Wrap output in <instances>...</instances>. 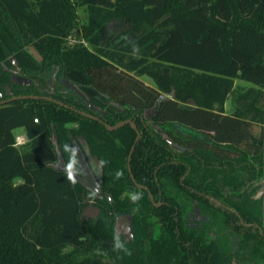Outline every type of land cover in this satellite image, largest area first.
<instances>
[{
  "label": "trees",
  "instance_id": "trees-1",
  "mask_svg": "<svg viewBox=\"0 0 264 264\" xmlns=\"http://www.w3.org/2000/svg\"><path fill=\"white\" fill-rule=\"evenodd\" d=\"M75 5L88 46L70 48ZM11 69L32 84H12ZM0 95L68 106H0V264H264V0H0ZM81 112L135 122L131 173L132 127ZM90 204L96 218L83 216ZM124 215L129 242L114 227Z\"/></svg>",
  "mask_w": 264,
  "mask_h": 264
},
{
  "label": "rangeland",
  "instance_id": "rangeland-1",
  "mask_svg": "<svg viewBox=\"0 0 264 264\" xmlns=\"http://www.w3.org/2000/svg\"><path fill=\"white\" fill-rule=\"evenodd\" d=\"M74 9H75V20L73 22L74 27H73L71 33L69 34V36L65 39V42H66L65 47L71 48V47H74L75 45H86V46H88L87 42L82 37V27L84 25H86V22H87V10L84 6H77V5L74 6ZM24 49L32 56V58L34 60H36L37 62H42V56H41L40 52L38 51V49L35 47L34 43L33 44H27L24 47ZM10 60H11L13 65H16V63L14 62L12 57H10ZM11 71L13 72V74L17 75L16 70L11 69ZM51 78L53 81L55 80L56 70L54 71ZM57 80H60V78ZM61 80H66V79L61 78ZM141 80L144 81L148 85H152V82L148 78L142 77ZM68 83L70 85V88H73L74 90H76L75 87L70 82H68ZM235 84L239 87L254 86L252 83L247 82V81H243L240 79H236ZM226 108H227L228 112L231 111L230 101H228L226 103ZM73 125L74 124H69L68 127H73ZM15 136H16V141H17L18 145H20L26 141V137H25L23 130L16 131ZM75 142L78 145L77 148H78V152H79V156H80L79 158L81 160V163L83 164L84 168L88 172L89 181L91 182V186L95 188V190H96V191H94L95 194L97 196L101 197L102 194L100 193V181H101L100 165L97 163L96 159L89 153V146L86 145L85 142L80 140V138H77V140L75 139ZM17 181L20 182V179H17ZM84 182L87 184L86 180H84ZM93 213H94L93 209H90L85 214L87 215V217H92Z\"/></svg>",
  "mask_w": 264,
  "mask_h": 264
},
{
  "label": "water",
  "instance_id": "water-1",
  "mask_svg": "<svg viewBox=\"0 0 264 264\" xmlns=\"http://www.w3.org/2000/svg\"><path fill=\"white\" fill-rule=\"evenodd\" d=\"M62 81H63L62 83L64 84V86L66 88H70V85H69V83H68L67 80H62ZM11 83L14 84V85H17V86L27 87V86H29V85L32 84V81L29 80V79H27V78H25V77H23V76H19V75H16V74H12V76H11ZM7 94L9 96L11 95V93L9 92V89L8 88H7ZM0 98H1V95H0ZM19 99H39V100H46V101L54 102V103H56V104H58L60 106H63L65 108H68L67 105H65V104H63V103H61V102H59V101H57V100H55V99H53L51 97H44V96L43 97H40V96H31V95H29V96L10 97L7 100L0 101V106L1 105H4V104H7V103H9L11 101H14V100H19ZM157 107H158V103L154 106L153 109L148 110V111L145 112L144 115H145V118L147 120H149L156 113ZM71 109H73V108H71ZM81 114L83 116L87 117V118H90V119L99 121L110 132H113L115 130H118V129H120L121 127H123L125 125H130L132 127V129L136 132L137 137L135 139L134 145L131 148V151L129 153L128 160H127V168H128L129 173H131V169H130L131 157H132V154H133L135 145H136V143L138 142V140L140 138V132H139L138 127L135 124V122H133L132 120H125V121H122V122L117 123L114 126H110L107 123L102 122L97 117H94V116L89 115V114L84 113V112H81ZM169 143L171 144V142H169ZM79 160H80V158H79ZM80 163H81V160H80ZM81 166H82V169H83L84 178H85V180L87 182V184L86 183L85 184L87 185L88 188L92 189L93 191H96L95 188L91 186V182L89 181L88 172L84 168V166H83L82 163H81ZM131 178L134 181V178H133L132 175H131ZM134 183H135V181H134ZM135 185L137 187H139L136 183H135ZM139 188L140 189H145L148 192L149 200H150V202L152 204H154L153 196L151 195V193L149 192V190L146 189V188H143V187H139ZM90 209H93V211H94L92 217L96 218L99 215V212H100L99 209L98 208H95L93 205H89V207L87 208L86 211L88 212ZM114 227H115V230H116L117 233H121L124 236L125 241L129 242L132 239V237H133V233H132L133 232V228L131 226V216L124 215V216H121V217L117 218Z\"/></svg>",
  "mask_w": 264,
  "mask_h": 264
},
{
  "label": "flooded vegetation",
  "instance_id": "flooded-vegetation-1",
  "mask_svg": "<svg viewBox=\"0 0 264 264\" xmlns=\"http://www.w3.org/2000/svg\"><path fill=\"white\" fill-rule=\"evenodd\" d=\"M26 78V77H25ZM28 79V78H27ZM30 80V79H29ZM61 83H62V80H61ZM63 84V83H62ZM261 197V199H262V201H263V205H264V187L262 188V189H260L258 192H257V194L254 196V198H256V199H258V198H260ZM208 199H209V201H211V203H215L216 205H218V206H220V207H224L225 209H228V210H230V211H232V212H234L231 208H229V207H227V206H224V205H222L220 202H218V201H216L215 199H213V198H211V197H207ZM92 204V203H91ZM158 205V204H157ZM87 209L85 208V211H84V217L86 216L87 217V215L85 214L87 211H86ZM263 212H264V209H263ZM235 213V212H234ZM236 214V213H235ZM193 218L195 219V220H200L201 219V217H200V215H199V212H198V210L196 209L195 211H194V215H193ZM240 219V223L241 224H243V225H245V226H251V225H247V224H244V222L242 221V219L241 218H239ZM259 231H260V233H261V228H259Z\"/></svg>",
  "mask_w": 264,
  "mask_h": 264
},
{
  "label": "clouds",
  "instance_id": "clouds-1",
  "mask_svg": "<svg viewBox=\"0 0 264 264\" xmlns=\"http://www.w3.org/2000/svg\"><path fill=\"white\" fill-rule=\"evenodd\" d=\"M69 179L71 180V176H69ZM73 183H75L74 181H72ZM129 255L131 254L130 252L128 253Z\"/></svg>",
  "mask_w": 264,
  "mask_h": 264
},
{
  "label": "crops",
  "instance_id": "crops-1",
  "mask_svg": "<svg viewBox=\"0 0 264 264\" xmlns=\"http://www.w3.org/2000/svg\"><path fill=\"white\" fill-rule=\"evenodd\" d=\"M225 110H226V112H228V111H227V108H226V104H225Z\"/></svg>",
  "mask_w": 264,
  "mask_h": 264
},
{
  "label": "built area",
  "instance_id": "built-area-1",
  "mask_svg": "<svg viewBox=\"0 0 264 264\" xmlns=\"http://www.w3.org/2000/svg\"><path fill=\"white\" fill-rule=\"evenodd\" d=\"M36 121V120H35Z\"/></svg>",
  "mask_w": 264,
  "mask_h": 264
}]
</instances>
